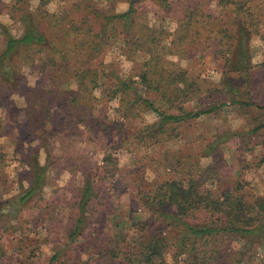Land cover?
Segmentation results:
<instances>
[{"label": "trees", "instance_id": "16d2710c", "mask_svg": "<svg viewBox=\"0 0 264 264\" xmlns=\"http://www.w3.org/2000/svg\"><path fill=\"white\" fill-rule=\"evenodd\" d=\"M11 1L22 33L6 34L0 50V111L11 110L0 115V140L12 131L26 138L15 140L24 169L16 191L0 195V264H264V200L242 178L220 189L217 171L197 158L213 154L217 138L194 157L164 148L138 166L124 211L110 210L117 191L103 186L116 178L105 170L116 167L111 151L181 140V128L228 106L247 118L254 111L249 134L264 135L251 47L255 39L264 42V0H183L173 8L162 0L160 26L136 0H126L122 13L101 0H61L60 14L47 9L53 0H40L34 11L29 0ZM194 49L211 50L220 61L218 85L182 66ZM112 52L136 73L124 74L116 57L107 61ZM258 66L264 68V50ZM25 69L36 71V86ZM15 96L25 100L22 110ZM146 113L157 120L145 123ZM134 122L140 127L129 134ZM99 153L102 162L94 161ZM6 161L1 145L0 180ZM58 168L71 179L46 198ZM55 242L54 255L43 259L42 247Z\"/></svg>", "mask_w": 264, "mask_h": 264}, {"label": "rangeland", "instance_id": "374dc122", "mask_svg": "<svg viewBox=\"0 0 264 264\" xmlns=\"http://www.w3.org/2000/svg\"><path fill=\"white\" fill-rule=\"evenodd\" d=\"M173 2V8L177 3H182L183 0H168ZM101 5L107 6L108 10H112L117 13H122L128 10L129 4L126 0H112V3H107L105 0H101ZM136 3L140 11L149 12L148 17L150 23L155 26H160L161 21L157 17L163 13V9L160 5H163L162 0H136ZM30 10H36L40 5V0H29ZM64 8L61 0H53L47 7V9L53 14H60ZM170 8V9H171ZM215 9V5L213 7ZM162 12V13H161ZM16 18V19H14ZM224 26V22H220L218 27ZM166 27L172 31L175 29V25L168 24ZM5 31V33H4ZM22 33V26L17 22V17H13V3L11 0H0V50L3 46L6 34L12 36H18ZM252 54L253 64L257 67L252 73V92L255 101L263 106L264 105V68L258 66L263 61L264 42L261 39H255L252 42ZM115 50V48L113 49ZM198 50V49H196ZM206 52V53H205ZM202 55L198 52H190V57L181 61L184 68H191L196 73H201L205 78L211 80L216 85L219 84L222 76L221 63L213 54V51H205ZM118 54V53H117ZM116 52H112L108 55L107 61L119 62L121 70L124 74L136 73V68L133 63L128 62L123 57H117ZM191 59V60H190ZM193 73V72H192ZM25 74L30 86H36L39 82V78L36 71L32 69H25ZM14 102L18 110H22L25 106V100L18 96L14 97ZM118 107V102H111L107 107V117L111 120L115 117V109ZM253 112H250L248 118H250ZM8 114H11V110H1L0 115L6 118ZM1 117V116H0ZM241 112L234 107H225L218 115H205L198 119L196 122H192L189 125L181 128L183 132V138L181 140L173 141L165 144L164 146H152L141 147L135 151H127L125 148H119L110 152V156L116 161V167L109 166L105 170L113 172L116 178L108 183H104L105 188H116L117 194L113 205L110 206V210L113 211L119 208L121 211L128 209L132 202V193L134 186L131 185V177L133 170L138 166H141L145 161L151 158L160 157L161 151L166 149L177 150V156L183 159L186 157H194L202 149L205 150L208 144L212 143L215 138L218 140V147L213 154L205 159H200L197 156L201 166L211 167L217 171V175L220 177L218 187L220 189L231 188L234 183L242 178L246 184L247 189L254 194L255 198L264 200V163L261 160L264 158V135L252 136L249 134L251 124L249 120ZM115 119H117L115 117ZM145 123H153L157 120V115L154 113H146L144 115ZM9 127L14 122L12 115L8 117V121H4ZM140 127V123H132L128 127L129 134H132ZM11 129L9 128V131ZM225 140L220 141V136ZM6 141L2 138L0 140V146L3 145L4 153L6 155V166L1 172V180L6 189V192L0 195H4L10 192L16 191V186L19 179V174L24 170L22 157L20 153H16V143L13 140H18L19 143L25 142L26 134L19 131H12L11 137H8ZM5 142V144H4ZM37 143V142H36ZM34 143V146L36 145ZM38 144V143H37ZM207 154L206 151L204 153ZM106 156L99 153L95 156L94 161L102 162ZM45 156L43 157V161ZM143 161V162H142ZM62 168H58L57 172L50 174V184L46 188V198H53L57 192H60L67 186L71 176L68 172L62 173ZM112 174V175H113ZM151 176V175H150ZM65 198H69L68 192L64 193ZM57 242L43 246L39 252L43 259H46L54 255L57 250ZM72 257V256H71ZM71 264V263H70Z\"/></svg>", "mask_w": 264, "mask_h": 264}, {"label": "crops", "instance_id": "0c3cea01", "mask_svg": "<svg viewBox=\"0 0 264 264\" xmlns=\"http://www.w3.org/2000/svg\"><path fill=\"white\" fill-rule=\"evenodd\" d=\"M7 139H9L8 137L7 138H4V141H6ZM13 141H15V140H13ZM4 144H5V142H4Z\"/></svg>", "mask_w": 264, "mask_h": 264}]
</instances>
